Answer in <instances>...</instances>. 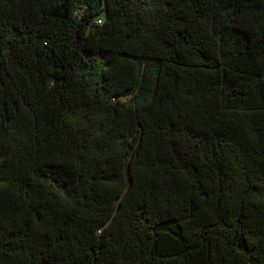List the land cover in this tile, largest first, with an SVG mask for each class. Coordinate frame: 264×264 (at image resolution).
Returning <instances> with one entry per match:
<instances>
[{
  "label": "trees",
  "instance_id": "1",
  "mask_svg": "<svg viewBox=\"0 0 264 264\" xmlns=\"http://www.w3.org/2000/svg\"><path fill=\"white\" fill-rule=\"evenodd\" d=\"M0 264H264V0H0Z\"/></svg>",
  "mask_w": 264,
  "mask_h": 264
},
{
  "label": "rangeland",
  "instance_id": "2",
  "mask_svg": "<svg viewBox=\"0 0 264 264\" xmlns=\"http://www.w3.org/2000/svg\"><path fill=\"white\" fill-rule=\"evenodd\" d=\"M125 99V98H124ZM126 99H128V98H126Z\"/></svg>",
  "mask_w": 264,
  "mask_h": 264
}]
</instances>
